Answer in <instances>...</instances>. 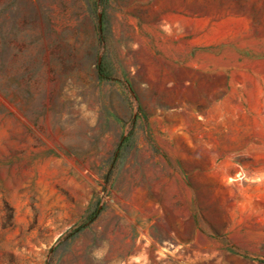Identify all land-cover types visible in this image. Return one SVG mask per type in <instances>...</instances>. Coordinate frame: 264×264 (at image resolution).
I'll return each mask as SVG.
<instances>
[{
	"label": "rangeland",
	"instance_id": "obj_1",
	"mask_svg": "<svg viewBox=\"0 0 264 264\" xmlns=\"http://www.w3.org/2000/svg\"><path fill=\"white\" fill-rule=\"evenodd\" d=\"M0 264H264V0H0Z\"/></svg>",
	"mask_w": 264,
	"mask_h": 264
}]
</instances>
